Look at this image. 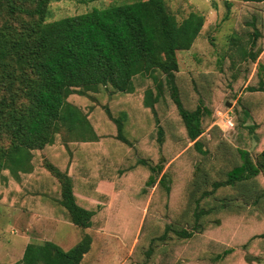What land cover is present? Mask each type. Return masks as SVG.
Masks as SVG:
<instances>
[{"label":"rangeland","instance_id":"1","mask_svg":"<svg viewBox=\"0 0 264 264\" xmlns=\"http://www.w3.org/2000/svg\"><path fill=\"white\" fill-rule=\"evenodd\" d=\"M140 1L146 0L53 1L47 9L46 23ZM165 3L179 22L191 13L205 16L201 36L189 51L178 54L177 84L187 110L195 111L203 103L212 113L210 117L203 119L205 133L200 137L202 148L208 153L202 155L187 139L184 123L168 88L155 105V112L144 110L146 91L155 89L149 78L137 77L133 94L100 89L89 101L72 99L73 103L81 107L92 103L94 112L98 110L102 115L106 109L111 110L115 117L126 113L131 142L127 150L120 151L124 159L118 165L106 157L110 156L107 151L113 147L111 142H106L101 149L97 146L86 149L82 147L81 153L77 155L81 162L78 161L76 165L74 184L79 200L89 208L93 209V205L96 207L97 213L93 219L99 221L106 214V208H101L95 201L86 203L80 199L79 190L83 188L80 177H94L93 181H113L116 191L121 192L114 200V207L108 208V214L112 218L107 229L110 235L124 238L128 243L126 246L127 243L121 241L119 245H106V250H101L94 241L87 259L98 257L102 251L103 255L113 257V264H264V238L261 237L264 234V200L260 202L261 200L253 197L247 200L241 197L243 193L251 194L253 190L256 191L254 195L264 196V174L241 190L236 188V192H220L231 199L227 207L218 201V197L223 194L219 196L217 191L212 192L214 183L225 181L227 173L241 164L240 150L249 152L256 162L264 151V97L249 92V88H258L259 80L264 79V4L246 3L244 0H165ZM255 29L261 35L259 39L254 38ZM252 55H259L256 62L252 60ZM156 117L160 124H157ZM228 121L233 122V128L228 126ZM159 125L165 130L162 143L158 140ZM97 127L99 131L104 127L100 134H104L106 138L111 128L98 123ZM110 133L115 137L114 132ZM176 147L180 150L177 151ZM183 153L192 155L191 160L186 159L189 161L183 164L190 162L193 177L198 175L203 183V186L198 184L197 189L191 192L190 201L188 189L193 180L186 177L187 169L172 166L173 161ZM161 156L169 159L166 160L164 170L168 174V189L174 192L177 184L182 182V187L177 188L172 197L162 186L156 188L144 185V180L141 182L143 173L139 170L133 171L131 176H127V173L123 175L131 164L137 165L142 158L153 157V164L156 165ZM34 157L40 168L46 165V155L37 153ZM223 159L230 160L220 168L219 164ZM124 160L129 163L126 164ZM2 174L0 264L20 261L28 244L52 241L64 251H69L86 234L95 240L96 233L92 230H84L67 222L58 227L46 224L42 232L31 229L30 233H25L24 228L29 227L28 211L38 209L40 213H44L43 208L49 211L45 203L39 201L44 199V190L34 194L38 189L30 184L34 181H28L27 191L33 194L29 192L25 195L27 198L20 200L18 196L22 195L24 179L18 180L8 171ZM181 188L185 190V198ZM15 200L19 201L18 206L23 204L26 212L13 211V207L20 208L13 204ZM38 204L43 208H37ZM225 210L237 212L236 217L226 214ZM199 211H205L206 214L196 221L195 213ZM59 218L67 221L65 217ZM227 218L233 223L240 220L237 224L231 221L226 223ZM102 229L106 230L103 226ZM188 234L191 235L190 238ZM136 239L139 242L132 246L130 242ZM226 251L231 254L226 256ZM250 258L252 260L249 261ZM86 262L87 260L84 264Z\"/></svg>","mask_w":264,"mask_h":264},{"label":"trees","instance_id":"2","mask_svg":"<svg viewBox=\"0 0 264 264\" xmlns=\"http://www.w3.org/2000/svg\"><path fill=\"white\" fill-rule=\"evenodd\" d=\"M53 1L61 0H0V183L4 171L18 180L24 179L22 200L27 198V193L33 194L27 191L26 184L34 181L30 183L38 189L34 194L44 190V199L39 201L45 203L49 211L40 204L37 208H43L49 215L65 217L74 226L87 230L92 227L96 213L77 200L71 175L74 165L81 162L77 155L82 147L101 149L106 142H111L113 147L108 149L110 156L106 157L118 165L124 159L120 151L127 150L131 142L126 113L115 117L106 109L102 115L98 110L94 112L92 103L81 107L72 99L89 101L100 89L133 94L135 79L139 76L149 78L155 89L146 91L144 110L155 112V105L168 88L184 123L187 139L199 153L207 155L200 137L205 133L203 119L212 113L203 103L195 111L187 110L177 84L178 54L189 51L201 36L205 16L191 13L179 22L169 12L165 0H146L46 23L47 9ZM244 1L264 4V0ZM260 36L255 29L254 38ZM258 58L259 55H252L254 62ZM249 92L264 97V79L259 80L258 88H249ZM97 123L111 128L106 138L100 134L104 127L99 131ZM157 124H160L158 118ZM158 130V140L162 143L165 130L161 125ZM37 153L46 155L43 168L35 163ZM239 155L241 164L227 173L225 181L214 183L213 193L217 191L220 196L223 194L220 192H236V188L241 190L264 174V151L257 162L247 151L240 150ZM191 156L183 153L172 165L187 169L186 177L193 180L188 189L189 201L198 184L203 186L198 175L193 177L190 162L183 164L189 161L186 159L191 160ZM153 160V157L142 158L137 165L131 164L123 175L131 176L133 171L139 170L143 173L141 182L144 180V185L162 186L172 197L175 190L182 187V182L171 192L166 186L167 170L164 172L168 157H159L156 165ZM229 160L223 159L220 168ZM181 190L185 198V190ZM254 193V190L251 194L246 192L241 197L264 200V196ZM226 196L218 197V201L227 207L231 199ZM228 211L225 213L236 217L237 212ZM204 212L195 213L196 221L206 214ZM225 220L226 223L231 221ZM239 220L233 221L237 224ZM261 237L264 238V234ZM92 242V237L86 234L69 251L50 241L28 244L22 259L14 264H83ZM224 254L227 256L231 252Z\"/></svg>","mask_w":264,"mask_h":264},{"label":"crops","instance_id":"3","mask_svg":"<svg viewBox=\"0 0 264 264\" xmlns=\"http://www.w3.org/2000/svg\"><path fill=\"white\" fill-rule=\"evenodd\" d=\"M75 169H76V166L74 165V167L71 170V172H72L71 175H72L73 179L75 178L74 177ZM80 180H81L82 186H83V188H81L79 190L81 193L80 199L86 203H89V201H91V202L95 201L99 206H101V208L103 206L106 208V209L104 208L106 211V214L99 221H95L94 219H92L93 225L91 228L87 229V230H92L93 232H95L96 233L95 235L97 236V237L95 236V240H94L93 237L90 235L93 239L92 246H93L94 241H95V245L97 248L99 245L101 250H103V249L106 250V245L111 246L112 244H115V243H118V245H119L121 243V241H123V243H127L124 241V238L120 239L116 235L115 236L110 235V233H109L110 231L107 229V226L109 225L108 222H110L111 218H112L108 214V212H109L108 208L114 207L113 206L114 200H115V198H117V196L120 195V192H121V191H118V192L116 191L117 190L116 184L113 181L109 182L108 180H106V181L105 180L93 181L94 177L88 178V177L81 176ZM75 187H76V185H75ZM156 188H157V186H156ZM75 193L77 196V200L81 205H83L86 209L91 210V211L94 210V212L97 213L96 207L94 205H93L94 208L92 209V208H89V206H87L86 204L82 203L79 200L76 188H75ZM18 197H21V195ZM93 198H95V199H93ZM18 200H19V198H18ZM13 204H14V201H13ZM14 205H16V207H20L19 209L13 207L12 209L14 212H16V210H17V212L18 211L26 212V210H25L26 208L24 209L23 204H21L20 206H18L17 204H14ZM36 210L37 211H34L33 209H31L30 210L31 212L30 211L27 212V213H30L27 217L29 227L24 228L25 233H30L31 229L36 231V232H42L43 231L42 229H44L46 224H50V226H52V227H55V226L58 227L59 224L64 223V222L70 223L69 221H66L64 219L59 218L60 216H51V215H47L45 213H40V211L38 209H36ZM102 226L105 227L106 230L102 229ZM143 227L141 229V234H142ZM141 234H140V236H141ZM50 242H52V241H50ZM136 242L138 243L139 240L136 239L130 243H132V246H133V244ZM127 245H128V243L126 244V246ZM91 249H92V247H91ZM90 252H91V250H90ZM88 254H86L84 256L83 264H84L85 260H87L86 264H113L114 263L113 257L111 255H108V257L106 256V254L103 255L102 251L99 252L98 257H95V258L89 259V260L87 259ZM120 263H122V262H120ZM124 263H126V262H124Z\"/></svg>","mask_w":264,"mask_h":264},{"label":"built area","instance_id":"4","mask_svg":"<svg viewBox=\"0 0 264 264\" xmlns=\"http://www.w3.org/2000/svg\"><path fill=\"white\" fill-rule=\"evenodd\" d=\"M227 124H228L229 127H232V128L234 127V124H233L232 121H228Z\"/></svg>","mask_w":264,"mask_h":264}]
</instances>
